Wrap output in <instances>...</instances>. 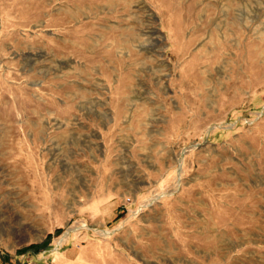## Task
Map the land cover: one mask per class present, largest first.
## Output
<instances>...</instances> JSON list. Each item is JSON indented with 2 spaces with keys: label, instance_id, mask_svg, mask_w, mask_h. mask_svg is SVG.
<instances>
[{
  "label": "rangeland",
  "instance_id": "rangeland-1",
  "mask_svg": "<svg viewBox=\"0 0 264 264\" xmlns=\"http://www.w3.org/2000/svg\"><path fill=\"white\" fill-rule=\"evenodd\" d=\"M0 264H264V0H0Z\"/></svg>",
  "mask_w": 264,
  "mask_h": 264
},
{
  "label": "trees",
  "instance_id": "trees-1",
  "mask_svg": "<svg viewBox=\"0 0 264 264\" xmlns=\"http://www.w3.org/2000/svg\"><path fill=\"white\" fill-rule=\"evenodd\" d=\"M38 248V245H36V244H32V245H30V246H28V247H26V249H37Z\"/></svg>",
  "mask_w": 264,
  "mask_h": 264
}]
</instances>
